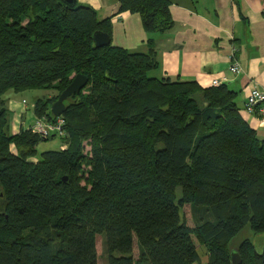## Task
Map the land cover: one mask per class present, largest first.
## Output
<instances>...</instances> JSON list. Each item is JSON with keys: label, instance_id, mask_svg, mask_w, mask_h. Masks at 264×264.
<instances>
[{"label": "trees", "instance_id": "16d2710c", "mask_svg": "<svg viewBox=\"0 0 264 264\" xmlns=\"http://www.w3.org/2000/svg\"><path fill=\"white\" fill-rule=\"evenodd\" d=\"M116 1L141 16L146 53L115 46L112 19L78 1L0 0V264H99V238L107 264H232L239 233H264V140L239 93L152 75L172 3ZM98 31L109 46L95 45ZM76 75L88 84L65 102L62 148L39 155L59 136L12 134L4 96L54 89L34 105L36 118L54 120ZM236 251L241 264H264L249 240Z\"/></svg>", "mask_w": 264, "mask_h": 264}, {"label": "crops", "instance_id": "0c3cea01", "mask_svg": "<svg viewBox=\"0 0 264 264\" xmlns=\"http://www.w3.org/2000/svg\"><path fill=\"white\" fill-rule=\"evenodd\" d=\"M112 19V42L129 51L146 53L148 34L139 14L120 13L116 0H77ZM174 29L154 36L160 68L156 77L195 81L204 88L214 81L239 93L238 105L248 124L264 140V122L244 112L253 89L264 92V0H170ZM234 48L238 75L230 71ZM22 119L21 129L33 126ZM20 132V131H19ZM16 132L14 134H17Z\"/></svg>", "mask_w": 264, "mask_h": 264}, {"label": "rangeland", "instance_id": "374dc122", "mask_svg": "<svg viewBox=\"0 0 264 264\" xmlns=\"http://www.w3.org/2000/svg\"><path fill=\"white\" fill-rule=\"evenodd\" d=\"M57 95L56 90H44V89H29L21 92H15L13 90L8 91L5 94L6 107L8 110V119L10 122V131L12 134L21 131L20 123L22 119L28 121L30 125L35 117L34 105L39 99H50ZM24 101L26 104H24ZM36 118V117H35ZM29 129V128H27ZM63 141L60 137L42 141L37 146V151L40 154L47 151H58L62 148ZM86 151L89 150V145L85 143ZM178 194H181V190H178ZM182 217L184 216L187 224L194 228V222L191 214V206L184 205L182 207ZM245 240L251 241L258 253H262L264 250V233L254 232L250 226H247L241 233H239L230 243L231 251H236V249L243 243ZM194 241L198 247V252L201 256L203 263H207V251L204 247L200 246L198 241L194 238ZM98 246L100 252V261L99 264H107V259L103 255V242L102 238L98 239ZM135 257L138 258V248L135 244Z\"/></svg>", "mask_w": 264, "mask_h": 264}, {"label": "built area", "instance_id": "2783aa9c", "mask_svg": "<svg viewBox=\"0 0 264 264\" xmlns=\"http://www.w3.org/2000/svg\"><path fill=\"white\" fill-rule=\"evenodd\" d=\"M230 71L238 75L241 72L240 62L237 58V50L234 48ZM214 86L221 84L219 81H214ZM24 104L26 102L24 101ZM244 112L249 116H258L264 122V92L258 89H253L248 98L244 107ZM56 119H49L46 116L37 117L34 120V124L31 127L34 133L41 135L44 138H50L53 136L64 137L65 130L63 129L65 125L64 119L62 117H55Z\"/></svg>", "mask_w": 264, "mask_h": 264}, {"label": "water", "instance_id": "95a60500", "mask_svg": "<svg viewBox=\"0 0 264 264\" xmlns=\"http://www.w3.org/2000/svg\"><path fill=\"white\" fill-rule=\"evenodd\" d=\"M67 5L74 7L77 0H63ZM95 45L99 48L109 46L111 39L108 34L98 31L94 34ZM88 84V78L83 75H76L73 82L61 93L59 99L52 105L51 113L54 117H60L64 114L65 102L72 96L80 93ZM232 264H241V258L237 251H231Z\"/></svg>", "mask_w": 264, "mask_h": 264}]
</instances>
